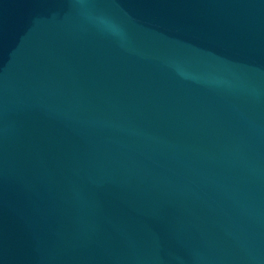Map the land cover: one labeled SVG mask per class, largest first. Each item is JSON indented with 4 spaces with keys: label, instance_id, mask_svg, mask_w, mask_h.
Segmentation results:
<instances>
[{
    "label": "water",
    "instance_id": "obj_1",
    "mask_svg": "<svg viewBox=\"0 0 264 264\" xmlns=\"http://www.w3.org/2000/svg\"><path fill=\"white\" fill-rule=\"evenodd\" d=\"M0 264H264V0H0Z\"/></svg>",
    "mask_w": 264,
    "mask_h": 264
}]
</instances>
